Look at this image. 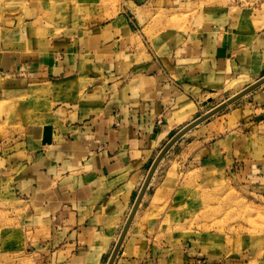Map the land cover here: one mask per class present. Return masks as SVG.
Returning <instances> with one entry per match:
<instances>
[{
    "label": "crops",
    "instance_id": "0c3cea01",
    "mask_svg": "<svg viewBox=\"0 0 264 264\" xmlns=\"http://www.w3.org/2000/svg\"><path fill=\"white\" fill-rule=\"evenodd\" d=\"M30 2L25 14L38 12ZM263 6L118 0L112 14L88 13L60 34L37 39L18 23L4 36L2 87L30 92L33 107L0 143V186L20 205L33 264H106L167 141L237 91L198 114L209 95L264 75ZM157 14H186L182 31L151 38ZM214 173L264 199V84L169 148L112 264H264L258 250L204 247L192 234L197 215H170L160 229L176 192L195 178L208 187Z\"/></svg>",
    "mask_w": 264,
    "mask_h": 264
},
{
    "label": "rangeland",
    "instance_id": "374dc122",
    "mask_svg": "<svg viewBox=\"0 0 264 264\" xmlns=\"http://www.w3.org/2000/svg\"><path fill=\"white\" fill-rule=\"evenodd\" d=\"M37 1L38 12L25 14L31 6L30 0H0V50L6 46L3 44L4 36L18 23H23L21 26H26L27 32L38 39L37 35L62 33L66 28L78 24L88 13L103 12L105 15H110L116 11L118 3V0ZM218 1L226 6L225 0ZM185 17L186 14L181 16L157 14L153 29L147 34L158 40H172L175 30L182 31L183 26L180 24ZM158 26L163 29H156ZM244 85L229 87L224 93L209 95L210 101L198 114L230 94L240 91ZM30 98V92L27 91L5 90L0 81V143L30 120L33 107ZM25 113L29 118L24 119ZM214 177L208 187L194 184L201 183L199 178L188 180L193 184V188L183 186L176 192L168 206L167 220L170 219V215L175 216L176 219L197 215L200 221L197 224L192 223L195 230L192 234L198 237L200 244L214 248L220 256L233 255L240 250H258L259 255L264 256V199L230 183L226 176L214 173ZM20 217L19 203L2 184L0 186V264H33V258L27 253L28 246L19 226ZM169 225L168 220L161 224L160 229L166 230ZM188 225L183 224L185 230L183 239L192 238L191 231L185 228ZM181 230L180 228L179 231Z\"/></svg>",
    "mask_w": 264,
    "mask_h": 264
},
{
    "label": "water",
    "instance_id": "95a60500",
    "mask_svg": "<svg viewBox=\"0 0 264 264\" xmlns=\"http://www.w3.org/2000/svg\"><path fill=\"white\" fill-rule=\"evenodd\" d=\"M264 84V75L261 76L260 78H258L257 80H255L254 82H252L251 84L245 86L244 88H242L240 91L236 92L235 94L231 95L230 97H228L226 100H224L223 102L219 103L218 105H216L215 107L211 108L210 110H208L207 112L201 114L200 116L196 117L195 119H193L191 122H189L188 124H186L185 126H183L179 131H177L168 141L167 143L162 147V149L159 151V153L157 154L156 158L153 160L152 164L150 165L148 172L146 174V177L139 189V192L135 198V201L133 203V206L128 214V217L125 221V224L118 236L117 241L115 242L113 249L110 253V256L108 257V260L106 262V264H112L114 261V258L118 252V249L120 247V244L127 232V229L132 221V218L134 217V214L136 213V210L138 208V205L140 203V200L142 198V195L149 183V180L152 176V174L154 173L158 163L160 162V160L163 158L164 154L169 150V148L181 137L183 136L186 132H188L189 130H191L193 127H195L196 125L200 124L201 122H203L204 120H206L207 118H209L210 116H212L213 114L217 113L218 111L222 110L223 108H225L226 106H228L229 104L233 103L234 101H236L237 99L243 97L244 95H246L247 93L251 92L252 90L256 89L257 87L261 86Z\"/></svg>",
    "mask_w": 264,
    "mask_h": 264
},
{
    "label": "built area",
    "instance_id": "2783aa9c",
    "mask_svg": "<svg viewBox=\"0 0 264 264\" xmlns=\"http://www.w3.org/2000/svg\"><path fill=\"white\" fill-rule=\"evenodd\" d=\"M231 8L257 9L264 5V0H225Z\"/></svg>",
    "mask_w": 264,
    "mask_h": 264
}]
</instances>
